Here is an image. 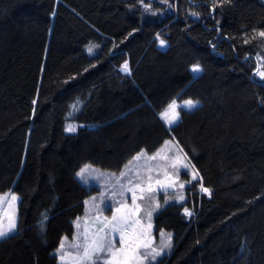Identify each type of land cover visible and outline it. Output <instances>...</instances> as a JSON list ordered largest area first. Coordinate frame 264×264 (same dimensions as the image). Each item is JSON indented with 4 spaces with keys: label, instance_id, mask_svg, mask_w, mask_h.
Listing matches in <instances>:
<instances>
[{
    "label": "trees",
    "instance_id": "obj_1",
    "mask_svg": "<svg viewBox=\"0 0 264 264\" xmlns=\"http://www.w3.org/2000/svg\"><path fill=\"white\" fill-rule=\"evenodd\" d=\"M261 31L264 0H0V194L19 196L0 264H56L95 192L76 173L117 172L168 137L209 195L155 214L173 235L159 264H264ZM174 99L199 105L167 128Z\"/></svg>",
    "mask_w": 264,
    "mask_h": 264
},
{
    "label": "rangeland",
    "instance_id": "obj_2",
    "mask_svg": "<svg viewBox=\"0 0 264 264\" xmlns=\"http://www.w3.org/2000/svg\"><path fill=\"white\" fill-rule=\"evenodd\" d=\"M258 34L257 38H260L264 42V37H260ZM255 60L257 62V65L253 74L257 79L264 81V79H262L259 75V72L264 71V59L257 56ZM120 70L122 73H128L124 72L122 69ZM193 74L197 75L198 72H193ZM174 100L178 105V113L181 109L191 110L199 105V101L192 100L195 102L194 106L192 108H187L183 105V102L189 99ZM170 103H172V101ZM168 105L163 109L161 113L165 112V110L168 108ZM161 113L160 118L167 128H170L178 121L177 120L172 124H168L161 117ZM69 125L75 126L77 130V124L75 123H66L65 129ZM65 132L75 133L76 131L67 132L65 130ZM137 156H139V158L134 159ZM153 156H155L156 159H151ZM164 157H167V159H164ZM177 158H179V165L174 168L173 164L177 162ZM183 165H187V167H184ZM90 166L92 170L85 174L84 180H81V178L77 175L76 179L83 186L95 189V192H93L88 198L84 200V211L83 214L78 216L73 222L72 236H63L60 239V242L56 249L53 250V254L56 256V264H62L60 260L61 253L58 252L61 243H63L64 245L62 252L64 254H67L65 264H72L71 260L68 259V257H75L83 252L82 247L77 248L74 245L78 243L81 245L83 244V236L86 228L90 231H94L97 227L103 226L101 221L104 218L111 220L113 213L117 208H120L122 205H127L129 208L132 207L133 193L131 191H128V188L130 186L134 187L136 184H139L141 187L147 188V185L149 183V176H151L152 178L151 182L155 184L157 180L164 181L165 173H167V175L171 176L175 181V186L167 188V191L157 186L151 193H141L140 189L136 188V203L140 208V212L137 214V218L140 220V223L144 228H147V226L151 224L152 227L150 229L149 239H151L152 241V247L160 250L163 247V244L167 242L168 234H171V246L164 247L161 256L157 257L155 261L151 260L150 258L151 249L147 250L149 258L146 261V264H159L165 256L169 255L172 249L173 235L171 232H168L166 230H160L158 232L155 231V214L169 203L181 204L186 202L188 191L192 192L196 190L200 196L209 195V191L205 192L202 190L204 187L202 186L201 179L198 173L196 172L195 168L192 166L182 149L173 139V137L166 138L161 146L152 153H148L145 150L140 151L117 172L105 171L92 165ZM181 184L184 185L183 188L180 187ZM13 195L17 197L15 202L11 200V197ZM181 196L183 197L182 200L180 199ZM157 203L160 205L159 208H155V205ZM18 204L19 196L13 193L12 190L0 194V216H4L5 225H7V216L4 214L8 212H14L17 225L19 217ZM153 209L155 210L152 211L151 218H149L147 213L148 211ZM97 217H100L101 219L97 220ZM1 238L3 237H0V239ZM108 238L114 241L116 248H119L121 246L120 235L118 232L115 234L109 232ZM142 254H144L143 250ZM105 259H107V253L100 257V264H103V261Z\"/></svg>",
    "mask_w": 264,
    "mask_h": 264
},
{
    "label": "snow or ice",
    "instance_id": "obj_3",
    "mask_svg": "<svg viewBox=\"0 0 264 264\" xmlns=\"http://www.w3.org/2000/svg\"><path fill=\"white\" fill-rule=\"evenodd\" d=\"M142 3V0H140ZM167 3V0H164ZM146 11H151L149 5H144ZM192 15L196 16L198 13H191ZM260 37H264V31L258 34ZM159 40V44L161 47L165 45V41L160 39L159 35L156 37ZM247 43V41H245ZM88 51L92 52V47L88 48ZM121 69L124 72H129L128 63L127 61L121 66ZM192 71L194 73L202 71L199 64L192 66ZM259 75L262 79H264V71L259 72ZM35 103V101H34ZM194 101L192 100H185L183 105L187 108H192L194 106ZM177 103L175 100L172 101L168 105V108L165 112L161 113V117L168 123L172 124L173 122L177 121L179 118V113L177 111ZM67 132H75L76 127L73 125H69L66 129ZM167 143V142H166ZM139 156L135 157L134 159H138ZM151 159H156L153 156ZM167 159V157H164ZM179 165V158H177V162L173 164V167H177ZM187 167V165H183ZM91 169L90 165H85L80 169L79 172L76 173L81 180H84L85 174L88 173ZM123 175V174H122ZM195 178V174H194ZM151 176L148 177V185L147 188L141 187L139 184H136L134 187L130 186L128 191L133 193V203L132 207L129 208L127 205H122L120 208H117L111 220L104 218L101 223L103 224L102 227H97L94 231H90L89 229H85L84 236H83V244H76L74 245L77 248L82 247L83 252L78 254L75 257H68L71 260L72 264H100V257L107 253V259L103 261V264H146V261L149 258L147 254V250L151 249L150 258L151 260L155 261L157 257L161 256L164 247L171 246V234H168L167 242L163 244V247L160 250L152 247V241L149 239V233L151 229V224L144 228L140 220L137 218V214L140 212V208L136 203V188H139L141 193L148 192L151 193L155 190L157 186L163 188L167 191V188L174 187L175 181L173 178L167 173H165V180L160 181L157 180L155 184L151 182ZM181 188L184 185H180ZM203 191L207 192L208 189L203 188ZM17 197L13 195L11 200L15 202ZM180 199L182 200L183 197L181 196ZM160 205L157 203L155 208H159ZM148 211L147 215L151 218L152 211ZM185 215H191L189 209H184ZM4 215L7 216V225L4 223V216H0V237H5L12 231L16 229V218L14 212H8ZM100 217H97V220H100ZM111 232L113 234L119 233L120 235V247L116 248L114 241L108 238V233ZM243 247V245H242ZM64 248L63 243H61L60 249V260L62 264H65L66 255L62 252ZM142 250L144 254H142Z\"/></svg>",
    "mask_w": 264,
    "mask_h": 264
}]
</instances>
